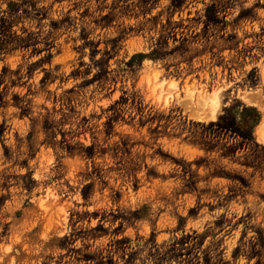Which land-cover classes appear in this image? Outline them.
<instances>
[{"label": "rangeland", "instance_id": "rangeland-1", "mask_svg": "<svg viewBox=\"0 0 264 264\" xmlns=\"http://www.w3.org/2000/svg\"><path fill=\"white\" fill-rule=\"evenodd\" d=\"M0 264H264V0H0Z\"/></svg>", "mask_w": 264, "mask_h": 264}, {"label": "bare ground", "instance_id": "bare-ground-1", "mask_svg": "<svg viewBox=\"0 0 264 264\" xmlns=\"http://www.w3.org/2000/svg\"><path fill=\"white\" fill-rule=\"evenodd\" d=\"M219 93V92H218ZM219 95V94H218ZM218 97V96H217ZM213 100H215V99H213ZM263 128V127H262ZM261 129V128H260ZM260 129H259V131H260Z\"/></svg>", "mask_w": 264, "mask_h": 264}]
</instances>
